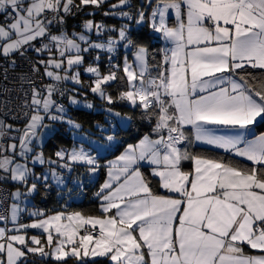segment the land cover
<instances>
[{"label":"snow or ice","instance_id":"6c2138e0","mask_svg":"<svg viewBox=\"0 0 264 264\" xmlns=\"http://www.w3.org/2000/svg\"><path fill=\"white\" fill-rule=\"evenodd\" d=\"M103 2L80 0V5L99 7ZM147 3L152 9L150 15L145 17L140 9L136 22L148 19L166 41L159 49L162 55L154 65L155 74L150 70L149 51L128 36V26L119 30V40L109 38L107 44L90 42L82 34H50L49 25L63 23L61 12L70 14L72 7H80L74 0H30L27 7L24 0H0V13L13 20L7 28L0 26V56L23 55L27 47H34L33 41L47 36L48 43L35 48L37 53L50 54L47 61H40L45 76L55 82L71 80L79 84L80 73L74 69L83 65V53L89 49L112 53L123 42L125 49H134L133 60L125 54L122 68L113 65L107 74H102L98 66L85 68L95 77L90 90L109 105L116 100L127 101L140 107L150 120L155 118L151 134L136 145H128L107 165L108 179L97 193L102 216L60 212L12 229L0 227V264H26L28 253L58 262H66L68 257L81 261L100 256L108 257L112 264H264V133L249 139L257 118L264 120V75L258 78L247 70L264 73V0ZM122 6L130 7V0H118L112 8ZM119 15L132 19L130 12L121 11ZM84 27L88 31L95 28L99 35L104 26L89 20ZM82 43L87 47H81ZM53 46L57 56L51 55ZM33 70L39 69L34 66ZM120 71L122 76L118 75ZM113 81L126 84V90L116 98L105 87ZM44 88L46 94L42 95L33 87L30 104L26 102L32 114L19 136V148L16 143L0 144V171L24 185L35 176L29 159L33 164L69 169L73 164H83L94 174L100 167L99 154L111 147L114 134L95 142L85 136L71 150L57 151L56 160H46L43 152L30 155L33 142L40 144L43 140L48 127L45 118L67 123L76 131L81 129L79 123L67 118L64 105L54 99L63 91L56 84ZM69 99L72 104L79 103L74 96ZM107 111L127 119L111 108ZM189 127L196 141L244 158L251 166L190 153L184 147L191 143L186 134ZM221 128L226 131L217 134ZM11 131L20 130L0 120V138L8 137ZM184 162L192 163L191 171L183 170ZM144 164L167 194L153 191L141 172ZM49 172L53 180L63 182L55 168ZM48 179V175L35 176L27 192H14L13 199L36 191L35 180L47 185ZM19 211L18 204L13 203L10 219L14 225ZM8 220V216H0L5 225ZM27 228L46 233V245L32 236L35 247L30 246L26 235L20 234ZM81 230L85 234L79 235ZM245 245L260 254H246Z\"/></svg>","mask_w":264,"mask_h":264},{"label":"trees","instance_id":"16d2710c","mask_svg":"<svg viewBox=\"0 0 264 264\" xmlns=\"http://www.w3.org/2000/svg\"><path fill=\"white\" fill-rule=\"evenodd\" d=\"M155 2V0H154ZM75 5H80V0H74ZM130 7L126 6L125 9L130 12V14H134L138 11L139 8H145V5L141 4L139 0H130ZM105 6V7H104ZM107 10V7L105 4H101L99 7L93 6V5H80V7H72L70 14H64L61 12V16H63V23H57L53 22L51 25H49L50 31H65L66 33H71L73 30L81 32L80 30L83 28V25L85 24L87 19H92L95 23L100 22L105 25H111L114 24L116 27L122 26L120 25L119 20L114 19L110 16H106L105 13L103 14V11ZM151 10V7L147 8V11ZM92 14H88V13ZM132 16V20H134V16ZM128 36L134 41V43L137 46H144L149 51V63H150V70L155 74V68L154 65L161 60V52L159 49L163 48V39L162 36H158L152 33L151 29L149 28L148 24L145 23L140 27L131 28L128 30ZM109 35H116L115 31H109ZM46 42L45 40H42L40 42L34 43V46H39L40 44H43ZM27 54L30 55V57L34 60L37 57H35L33 51H29L28 49L26 51ZM134 52V49L130 46L127 48V55L128 58L131 57L132 53ZM125 52L121 49H118V55H111L110 59H106V54L101 55L104 57L102 60H100L99 66L103 73H108L110 70H112V66L119 64L122 68V60L120 59V56L123 55ZM17 54V53H15ZM14 55V54H13ZM154 56V59L152 57ZM35 62V61H34ZM93 59L90 61L88 58H84V63L89 64L92 63ZM107 63H110V65H107ZM36 65V63H35ZM36 67L40 70L42 73L45 84L47 85L48 79L45 77V74L42 71V67ZM249 72H253L258 78L262 75H264L261 70H253V69H247ZM118 75L122 76L123 72L120 71ZM83 79H81V82H85L88 80H91L90 77L82 75ZM57 87L59 85L65 86V104L67 106L66 115L69 119L79 123L82 127V129L86 128V126L90 127V129H95V126L100 124H106L104 114L101 112H94L93 110H86L83 108H72L68 105V99L71 92H74L72 90L68 89L69 84L67 82H57ZM109 93L112 97H116L119 92H122L126 90V84L123 81H113L110 85L106 86ZM46 94L45 91L42 95ZM112 107L117 110L118 113L126 117L129 122L128 125L124 128L118 129L116 132L117 137L119 138L115 147V151L108 155V157L113 156V154L118 153L126 144H135L140 139H142L145 135H149L152 133V128L155 125V118H152L151 120L145 115L144 111L140 107H130L125 105L121 102H114L112 104ZM5 122V121H4ZM254 131L255 135L260 134L264 132V120H261L257 124L254 125ZM186 134H188L186 132ZM72 140L68 137V135L63 134L61 129H58L56 132L51 134V136L48 138L47 142L45 143L42 152L46 158H51L52 160H55V153L59 149L60 145H66L71 144ZM184 147L187 148V150L190 153L205 156V157H211V158H223L225 160H231L233 163L238 164L240 167H250L251 163L241 160L238 157L232 156L229 153H222L215 150L207 149V148H201V147H194L190 143H186ZM106 157V156H105ZM101 161V160H99ZM56 166V165H55ZM55 168L57 172L63 173L66 172L63 169H60V167H52ZM37 171H41L43 168H37L35 167ZM100 172L95 180H91L89 173L83 174L84 172V166L80 165H72V171L66 172L69 174V178L66 182V187L61 189L60 187L57 188L53 184L47 181V185L45 183H40L37 186V190L35 191L34 195H32V203L35 207L42 210L44 212V215H52L58 212H64V213H74L79 212L83 216H102V213L100 211L101 207V199L98 197L97 193L100 192L101 189V182L106 177V172L104 170V166L101 165L99 167ZM190 169V162H186L183 164V170H189ZM143 175L147 180L150 181V187L153 189L154 192L158 194H166L160 189V185L158 182V179L156 177H153L150 175L149 168L143 167L141 169ZM81 179L79 185L80 189L75 190L74 186L71 183V180L76 177ZM85 176L83 179L82 177ZM64 177V176H63ZM0 182L4 185H6L10 191L12 187H15V185H11L6 180H0ZM71 189V190H70ZM68 190H70V197H67ZM80 190V191H78ZM72 191V192H71ZM77 191L79 193H77ZM77 193V194H76ZM78 195V199H74L73 196ZM69 198V199H68ZM68 201L70 203H68ZM25 221L24 217H21L19 220V223ZM9 229V227H8ZM98 232V229H97ZM27 264H109L107 258H98L95 260L87 261L85 263H78L75 261L74 258L66 259V262H58L53 261L51 259H42L38 258L36 255L30 256L28 258Z\"/></svg>","mask_w":264,"mask_h":264},{"label":"rangeland","instance_id":"374dc122","mask_svg":"<svg viewBox=\"0 0 264 264\" xmlns=\"http://www.w3.org/2000/svg\"><path fill=\"white\" fill-rule=\"evenodd\" d=\"M139 2H140V5L141 4L145 5V8H139L138 11L140 9H143L145 17H148L150 15L152 9L147 11V8L150 7L148 5V3H147V0H139ZM29 3H30V0H24V5L23 6L27 7ZM117 3H118V0H104V2L102 4L106 5L107 10L103 11V14L105 13L106 16H110V17H112L114 19H117V20L121 21L120 25H122V26L116 27V25H114V24L105 25V24L100 23V22L95 23L92 19H87L86 22L91 20L94 25H103L104 26L103 29L101 30V32L99 33V35L97 34L95 28L92 31L86 30L85 27H84L85 24L83 25V28L80 30L81 32L73 30L69 34V33H66L65 31H63L62 29H61V31H50V29H49V32H50V34H55V35H59L60 33L63 32V33H66L69 37H71L73 33L82 34V35L87 36L89 38L90 42L107 44V41L109 40V38L119 40V30L122 27L128 26V30H129L131 28L140 27L143 24L147 23L149 28L151 29L152 33L161 37V34L155 32L152 29L151 24H150L148 19H145V21L143 23H140V24H138L136 22V19L138 17V11L135 12L134 14H131V15H133L135 17L134 20L119 15V13L121 11H126V12H128V11L125 9L126 6H122L121 8H112V5L113 4H117ZM93 6H95V5H93ZM88 14H92V13L89 12ZM11 23H13V22L3 23V24H0V26H3L5 28H7L8 25H10ZM109 31H115L116 35H113V36L109 35ZM42 40H45L46 41L45 43H48V38L46 36V37H43V38H38L36 41H33L32 44L34 45V43L40 42ZM45 43H43V44H45ZM162 43H163V47H165L166 41L165 42L163 41ZM41 46H42V44H40L39 46H34V47H27V49L29 51H33L35 57H37L36 59L34 58V61H35L36 65L38 67H42L43 71H45L44 65L40 64V61L41 60L47 61L49 59V55L50 54L47 51L37 53L35 51V48H40ZM81 47H87V45L82 43ZM118 49H121V50H123L125 52L123 55L120 56V59L122 60V66H123L124 56H125V54H127L126 53L127 49L124 48L123 42L118 43L117 46H116L115 51L112 52V53H109L106 49H89L88 52L83 53V57L84 58H88V60H90V61L93 59V62L89 63V64L83 63V65H81L78 69H74V71H77V70L79 71V73H80V81H81V79H83L82 75L90 77L91 80H88V81H85V82H81V84L79 83L78 84L79 90L77 88H75V89L71 88L70 85L68 86L69 90L74 91V92H72L70 97L74 96L79 101L78 104H71V105H73V107H75V108H83V109H86V110H93L94 112L103 113L104 114V118H105L104 120H105L106 124H103V125L100 124V125L95 126V129L97 131H95L94 129H90V127H88V126H86V128H84V129H82V127H81L80 130L76 131V130H73L72 127L70 125H68L67 123H64V122H61V121H49L47 118H45L44 123L46 125H48V127L44 130L43 140H42V142L40 144H37L36 142H33V145H32L33 153L30 154V155H35L36 153L42 152V149H43L45 143L47 142L49 136L52 133L56 132L58 129H61L63 134L68 135V137L72 140V143L71 144H66V145H60L59 149L57 151H59L61 149L71 150L73 145L74 144H79L80 141L83 140L85 136H87L89 140L95 142V141H98V140L103 141L104 138L107 135L114 134L115 135V140L112 142L111 147H109L107 149V151L100 152V154H99V160H101V161H99V164H100V166L101 165L104 166V170L106 172V178L101 182V187L105 183V181L108 179V167H107V165L109 164V162H114L116 160V158L118 156H120L125 151V149H126V147L128 145H136V143L135 144H130V143L126 144L118 153L113 154V156H111V157H108V155H110L111 153H113L115 151L114 149H115L117 141L119 139L117 137V135H116V132L118 131V129L126 127L128 125L129 120L128 119H123L122 120L119 117H115V116L109 114L107 109L111 108L113 110V112H117V110L114 109V107H112V104L111 105L107 104L97 94H94V93L91 92L90 88H91V86L93 84V81H94L95 77L92 74L85 72V68H87L90 65L91 66H98L99 70H100V72L102 74H107V73H103L101 71V69H100V66H99L100 60H102L104 58L101 55H104V54L108 55V56H106V59L109 60L111 55H113V56L118 55ZM51 55L52 56H57L58 55L56 53V51H55V47L54 46H53V50H52ZM97 56H99V60H97ZM128 59L130 61L133 60V53H132L131 57H129ZM107 65H110V63H107ZM50 70L56 71L55 69H50ZM62 73L63 72H61V74ZM45 77L49 80L47 85L48 84H56L57 83V82L53 81L51 78H49L47 76H45ZM68 81H71V80H68ZM68 81H60V82H68ZM111 83L112 82H110L108 85H110ZM108 85H106V86H108ZM106 90H107L108 94L111 95L107 88H106ZM120 93L121 92H119L116 97H118ZM116 101L124 103L127 106L133 107L127 101H120V100H116ZM86 104H91L92 107L88 108V107L85 106ZM31 114H32V112H31ZM121 117H124V116L121 115ZM28 120L25 123L21 124V125H15V124H10V123L5 122L6 124L12 125L14 129H19L20 130V131H11L9 133V137H15V139L13 140V139H10L8 137L7 144L8 143H16L18 148H19V136L22 134L23 129L25 128V125L28 123ZM84 143H85V147H88V141L85 140ZM0 144H1V138H0ZM95 146H96L95 143H93L92 147L95 148ZM93 154H95V153H93ZM55 158L57 159L56 156H55ZM17 160H21V158L17 157ZM21 162H23V161L21 160ZM28 164H29V167L32 168V171L35 174V176L48 175L49 176L48 182H50L51 184H53L57 188L60 187L61 189H63V187L64 188L66 187V182H67V180L69 178L68 176L70 174V171H72V166H71L70 169L69 168H60V169H63L64 171H66V172L69 171V174H67L66 172H63V173L58 172L60 174V176L62 177V181H63L62 183H58V182H56L55 180H53L51 178V175H50V172H49L50 168L57 167V165L55 166L54 164L50 165V164H47V163L44 164V165H41V164H38V163L33 164L31 162V159H29ZM73 165L84 166L83 174L86 175V173H89L88 170H87V166L86 165H83V164H73ZM35 167H37V168L41 167L43 169L41 171H37L35 169ZM99 172H100V169H98V171L95 172L94 174L93 173H89L90 179L91 180H95L96 177L98 176ZM149 172L151 173V170ZM150 175H152V173ZM35 176L29 177L28 185H24V184H21V183H19L17 181H13L11 179V177H10V174L4 173L3 171H0V180H6L11 185H15V187L11 188V197H10L11 201H10L9 215H8V217H9V220H8L9 229H12V228L18 226L19 224H25V225L31 224V223L39 220V219H45L47 217H50V216H53V215L57 214V213H55V214H52V215L45 216L44 212L42 210L38 209L37 207H35L33 205L31 197H32V195H34L35 191L32 192L31 194H28V195H21V197L18 200H14L13 199L12 193H14V192L19 191L22 194L27 192V187L30 186L33 183V181L35 179ZM84 177L85 176H83L82 179ZM80 181H81V179L77 178V176L74 177L71 180V183L75 187L74 188L75 190L80 189L79 188V185H81ZM35 182H36L37 186L40 183H45L43 180H35ZM70 190H68L67 197H70V194H71ZM78 191H80V190H78ZM78 191H77V193H79ZM73 198L74 199H78L79 196L75 195V196H73ZM13 203L18 204V206L20 208L16 225H14L11 222V219H10V217H11V205ZM68 203H70V202L68 201ZM36 212H41V213H43V215L39 216V217L36 216V215H33V213H36ZM58 213H60V212H58ZM68 214H71V213H65V215H68ZM21 217H24L25 221L19 223V220H20ZM85 217H88V216H85ZM62 223H67V221H62ZM0 227H5V226L2 225L1 222H0ZM97 229H98V226H97ZM11 234H16V233L13 232ZM20 234H25L26 235V238L28 239L30 246L35 247V245L31 244V237L32 236H36L38 239H40L42 244L46 245V243H47V234L44 233L41 229L27 228L26 230H22V232ZM53 234L55 235L54 230H53ZM83 234H85V233H84L83 230H81L79 235H83ZM78 238L79 237H77V239ZM45 250L48 251L49 249L45 248ZM33 255H36L38 258L51 259L53 261H56L52 257H42L38 253L37 254H33ZM30 256H32V253H28L27 254V256H26V264H27V262L29 260L28 258ZM69 258H72V257H68L66 259H69ZM98 258H107L108 259V257H100V256L84 257L83 260H81V261H78L75 258L74 259L78 263H85L87 261L95 260V259H98ZM108 262H109V264H112V262L109 259H108Z\"/></svg>","mask_w":264,"mask_h":264},{"label":"built area","instance_id":"2783aa9c","mask_svg":"<svg viewBox=\"0 0 264 264\" xmlns=\"http://www.w3.org/2000/svg\"><path fill=\"white\" fill-rule=\"evenodd\" d=\"M48 18L51 19L50 13ZM9 22L13 20L5 13H0V24ZM12 60L15 61L14 64L11 63ZM34 66L36 67L34 60L26 52L23 55L14 54L10 58L0 56V120L21 125L29 119L31 108L26 102L30 104L32 88L36 87L43 94L46 85L42 73L40 70L34 71ZM58 88L63 91V95L57 92L54 99L67 110L65 86L59 85ZM8 137L1 138V144L6 146ZM10 200V189L0 182V216L9 215ZM1 224L9 227L8 222L6 225L3 222Z\"/></svg>","mask_w":264,"mask_h":264},{"label":"crops","instance_id":"0c3cea01","mask_svg":"<svg viewBox=\"0 0 264 264\" xmlns=\"http://www.w3.org/2000/svg\"><path fill=\"white\" fill-rule=\"evenodd\" d=\"M165 42V41H164ZM45 43V42H44ZM259 70V69H258ZM42 71H43V69H42ZM43 73H44V71H43ZM264 74V73H263ZM61 75H63V73L61 74ZM70 86H71V88H77L78 90H79V87H78V84H76V83H74L73 81H68L67 82ZM81 84V83H80ZM72 93V92H71ZM70 98V97H69ZM72 103L70 102V99H68V105L69 106H71L72 108H75V107H73V105H71ZM261 121V119L260 118H257V122L255 123V124H257L258 122H260ZM254 124V125H255ZM254 125H252L251 126V135L249 136V139H251V138H253L254 136H258V135H260V134H262V133H264V132H262V133H260V134H257V135H255V131H254ZM226 130H224V129H219L218 130V132H217V134H223L224 132H225ZM186 132L188 133V135L190 136V138H191V145L192 146H194V147H201V148H207V149H211V150H215V151H218V152H222V153H227V152H225L224 150H222V149H219V148H215L214 146H210V145H207V144H203V143H201V142H198V141H196L195 140V133H194V131L189 127V128H187L186 129ZM53 134V133H52ZM51 136V135H50ZM49 136V137H50ZM141 140V139H140ZM139 140V141H140ZM138 143V142H137ZM136 143V144H137ZM238 158H240V157H238ZM241 160H244V161H247V160H245L244 158H240ZM247 162H249V161H247ZM184 163H186V162H184ZM249 163H251V162H249ZM143 167H147V168H149V170H151V168L147 165V164H144L142 167H141V169L143 168ZM192 170V163L190 162V169L189 170H185V171H191ZM151 173H152V170H151ZM106 178V177H105ZM158 179V178H157ZM160 189L164 192V193H166L165 192V190L164 189H162L161 187H160ZM167 194V193H166ZM10 197H11V191H10ZM11 199V198H10ZM11 201V200H10ZM100 211H101V207H100ZM102 213V212H101ZM244 250H245V253L246 254H260L258 251H256V250H252V249H250V248H248L246 245L244 246Z\"/></svg>","mask_w":264,"mask_h":264}]
</instances>
